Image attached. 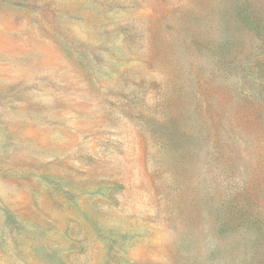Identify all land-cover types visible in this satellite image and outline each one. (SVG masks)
<instances>
[{
    "label": "rangeland",
    "instance_id": "374dc122",
    "mask_svg": "<svg viewBox=\"0 0 264 264\" xmlns=\"http://www.w3.org/2000/svg\"><path fill=\"white\" fill-rule=\"evenodd\" d=\"M252 15L264 0H0V264H264Z\"/></svg>",
    "mask_w": 264,
    "mask_h": 264
},
{
    "label": "trees",
    "instance_id": "16d2710c",
    "mask_svg": "<svg viewBox=\"0 0 264 264\" xmlns=\"http://www.w3.org/2000/svg\"><path fill=\"white\" fill-rule=\"evenodd\" d=\"M252 17H253V19H251V20H249L248 18L246 19V23L252 28V30L253 31H256L257 33H256V37H258L259 39H261L262 37H261V32H260V30H264V25H263V28L261 27L260 28V24H259V27H258V25H257V22H256V18L254 17V15H252ZM248 22H250V24L251 25H253L254 27H252ZM255 66H253L252 68H254ZM261 70L263 71V73H264V64L262 65V68L260 69L259 67H257L256 66V71L258 72V73H261ZM241 209H242V206H240L239 207V212H238V214H235V216L238 218L237 220H238V223L241 221H243V222H247V223H249V224H251L252 225V227L250 228V227H246V224H245V227H246V229L248 230L249 229V231L250 232H252L253 233V237L254 236H256L257 237V235H259V233H260V228H259V225L258 224H261V221H260V219H259V217H258V214L256 213V214H254L253 216H251V218H246V216H244L245 215V213H244V211H243V209H242V212H243V214L244 215H242L241 214ZM233 215V214H232ZM231 215V216H232ZM245 217V218H244ZM234 220L235 219H233L232 220V222H234ZM249 220H250V222H249ZM262 227V226H261ZM242 229H243V227H242ZM255 237V238H256ZM254 238V239H255Z\"/></svg>",
    "mask_w": 264,
    "mask_h": 264
}]
</instances>
